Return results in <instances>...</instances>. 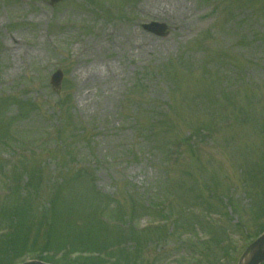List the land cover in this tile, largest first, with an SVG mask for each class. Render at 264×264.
<instances>
[{
    "label": "rangeland",
    "instance_id": "rangeland-1",
    "mask_svg": "<svg viewBox=\"0 0 264 264\" xmlns=\"http://www.w3.org/2000/svg\"><path fill=\"white\" fill-rule=\"evenodd\" d=\"M262 175L264 0H0V264L48 235L75 250L98 235L102 264H197L221 230L231 244L200 264H236L264 215ZM53 201L40 221L83 224L39 231L35 208Z\"/></svg>",
    "mask_w": 264,
    "mask_h": 264
},
{
    "label": "trees",
    "instance_id": "trees-1",
    "mask_svg": "<svg viewBox=\"0 0 264 264\" xmlns=\"http://www.w3.org/2000/svg\"><path fill=\"white\" fill-rule=\"evenodd\" d=\"M33 190V189H31ZM264 212V211H263ZM260 213L262 212H259L257 211V214L259 215ZM56 214V204H54V201L53 202H48V206L47 207H42V208H35V217L36 219L39 221L40 225L38 227V230L43 232V230H46V235L47 234H50L52 232H55V231H65L66 233L65 234H69L71 231H73L74 228H76L77 224H74V223H71V222H67L66 223V226L64 229H60V228H54L53 227H50L49 223H47L46 221H40L39 217L41 219H44V217H46L48 215V218L49 219L51 216L54 217V215ZM261 216H264V215H261ZM71 220H74L73 217H71ZM60 222V221H58ZM62 224V222H60ZM82 223V222H81ZM83 224V223H82ZM53 231H52V229ZM79 229V228H77ZM70 231V232H69ZM264 231V225H262L260 228H259V232H262ZM100 233V232H98ZM98 235H96V238H93V237H87L89 238L90 242H88V245L86 244V242L84 244L86 245H83V246H89V247H83L84 249H89L91 251H98V254H99V248L100 247H103V242L102 240L100 239V244H98V238H97ZM57 237V236H56ZM51 236L48 235L47 236V239H46V242L44 244H34L33 245V248L34 250L32 251H26V252H35L37 251L39 254L42 253H53L54 255L61 252L62 255L60 257V261H64L66 260V256L67 255H64L66 253V251H73L75 250L74 247H72V244L69 243L68 246H66L67 248H65V244L62 243V242H59L57 244H52L51 240H50ZM11 239V237H10ZM57 239V238H56ZM58 240L60 241V239L58 238ZM64 239L61 238V241H63ZM84 242V241H82ZM79 245V244H78ZM36 246H39V247H36ZM60 246H62L61 248H59ZM90 246H93V247H90ZM57 248V249H55ZM46 254L41 257V259L44 261V262H48V263H55V259H53L52 257L53 256H46ZM100 255V254H99ZM99 257V256H98ZM103 261L102 259L100 258H84L81 262L79 261V264H102Z\"/></svg>",
    "mask_w": 264,
    "mask_h": 264
},
{
    "label": "water",
    "instance_id": "water-1",
    "mask_svg": "<svg viewBox=\"0 0 264 264\" xmlns=\"http://www.w3.org/2000/svg\"><path fill=\"white\" fill-rule=\"evenodd\" d=\"M52 2H57L59 0H51ZM148 29H152L156 35L165 36V26L151 24V27ZM56 77V76H54ZM53 77V78H54ZM57 78H60V74L57 75ZM55 87H58L59 81H53ZM264 263V234L255 242H253L250 246L247 247L245 252L242 254L238 264H262ZM27 264H41L38 262H31Z\"/></svg>",
    "mask_w": 264,
    "mask_h": 264
},
{
    "label": "bare ground",
    "instance_id": "bare-ground-1",
    "mask_svg": "<svg viewBox=\"0 0 264 264\" xmlns=\"http://www.w3.org/2000/svg\"><path fill=\"white\" fill-rule=\"evenodd\" d=\"M185 12H186V10L183 9L182 13H178L177 14L178 16H176V18H179L181 20V22L185 21V19H186V15L184 14ZM181 22L179 23V21H178V26L180 27L181 31L182 30L184 31V29H186V27ZM98 73H99V76H100L101 73L100 72H98Z\"/></svg>",
    "mask_w": 264,
    "mask_h": 264
}]
</instances>
